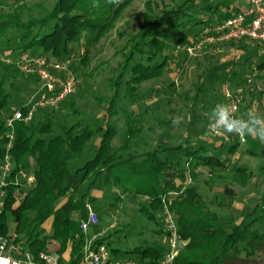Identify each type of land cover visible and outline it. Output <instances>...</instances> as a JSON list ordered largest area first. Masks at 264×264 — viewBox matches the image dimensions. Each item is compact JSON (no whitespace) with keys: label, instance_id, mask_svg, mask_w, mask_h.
Here are the masks:
<instances>
[{"label":"trees","instance_id":"trees-1","mask_svg":"<svg viewBox=\"0 0 264 264\" xmlns=\"http://www.w3.org/2000/svg\"><path fill=\"white\" fill-rule=\"evenodd\" d=\"M25 1L16 0L8 7L5 0H0V57L4 55L12 59L17 51L16 57L27 53L47 60L65 61L75 50L73 43L81 39L78 62L72 60L69 69L84 78L91 49L114 28L123 11L134 0H121L118 5L109 4L107 0H52L49 8L43 4L33 8ZM152 5L150 1L145 3L144 25L140 33L128 36L120 51L123 60L114 70L117 74L106 83L111 94L96 97L102 105V123L99 126L92 129L82 126L80 121L66 123L71 115H79L75 98L82 96V86H78L76 92L58 107L38 111L42 116L48 110L53 112L66 107L68 113L62 120L58 119L59 116L54 119L44 117L35 123L34 115L30 123L14 124L13 167L30 171L35 184L22 202L11 207L9 201L0 211V235L14 232L25 248L35 255L43 251L52 252L48 246L56 245L53 253L59 256V264H80L85 239L80 223L87 217L86 203L95 201L86 194H77V187H73L81 172V182L90 179L89 190L98 182L118 192L119 196L111 201V207H116L119 200L127 197L137 201V213L156 224L151 230L155 236L163 234L160 221L156 223L155 219L161 209V199L169 192H177L170 204L178 235L183 240L176 264H251L255 258L264 256V208L260 207L261 203H257L245 219L228 231L217 209L212 208L211 202L200 192L196 179L198 170L207 168L208 178L203 181L206 188L212 190L218 183L244 187L254 172L237 164L231 165L230 156L238 150L241 156L264 158L259 140L247 137L244 144L237 140L226 142L229 147L221 157L212 155L215 149L192 147L189 137L179 145L160 141L139 152L136 139L144 132L153 133L154 129L144 126L146 111H128L139 101L140 87L161 78L172 65L171 57L165 53L167 43L172 42V35H182L187 26L200 23H205L206 28L213 27L241 11L231 9L223 12L215 22L209 19L202 22L198 16L204 10L220 8L216 0H182L159 14L154 13ZM48 26L49 31L46 30ZM181 40L186 48L191 45ZM223 43L235 45L240 50L251 43L254 51L264 55V44L258 41L240 39ZM253 58L257 55L239 58L230 75H235L236 70ZM254 63L253 68L250 67V71L233 86L236 90L232 91L237 92L241 83L261 79L264 60L257 59ZM76 64L78 68L74 66ZM23 77L39 83L37 78L21 74L14 64H6L0 59V157L7 132L3 119L13 110L9 107L14 95L20 93L18 78ZM83 85L88 86L87 82ZM168 86L172 88L173 83ZM121 102L125 107L119 105ZM166 102L169 103V99ZM250 104L254 105V100ZM119 115L124 117L125 138L121 144L114 145L118 127L112 121L117 123ZM156 122L164 126L169 120L162 118ZM95 136L98 137L94 157L81 168L72 170L71 163L83 156L86 143ZM218 142V147H222L221 141ZM258 172V175H264V165ZM48 222L49 233L43 229ZM111 250L119 257L118 250ZM131 253L143 264H154L164 255L158 240L147 241Z\"/></svg>","mask_w":264,"mask_h":264},{"label":"rangeland","instance_id":"rangeland-1","mask_svg":"<svg viewBox=\"0 0 264 264\" xmlns=\"http://www.w3.org/2000/svg\"><path fill=\"white\" fill-rule=\"evenodd\" d=\"M5 1L8 7H10L16 0ZM147 1L153 4L154 13L159 14L162 13L166 7L177 4L182 0H134L130 3L123 11L121 17L116 21L114 28L91 49L88 65L84 69L86 73L85 77L82 78L78 73H73L79 81L78 86H82V96L75 98L76 106L79 107V115H71L69 121L66 123L73 124L76 121H80L82 126H88L92 129L102 123V105H100L96 97L99 95L111 94V92L107 91L106 83L117 74L114 70L123 60V55L120 51L125 43H127L128 36L140 33V29L144 25L143 13L145 12V3ZM52 2V0H26L24 3L30 7L43 4L45 7L49 8ZM8 7L4 8L7 10ZM215 13H212V15ZM201 26L202 24L193 27L196 32H200ZM49 27L50 26L46 29L47 31H49ZM193 27H186L182 35H172V42L167 43V50L165 53L167 56L171 57L170 61H172V63L180 66L178 67V71L172 72L167 69L161 78L144 83L140 87L139 101L135 106L128 108V111L133 110L135 113H142V109L144 108L147 112L146 115L143 116L144 126L145 128L151 126L154 129L153 133L144 132L136 139L135 144L139 152L152 148L161 140H168L172 145H179L188 137L190 140H195L200 136V138H203L207 142H215L217 139L208 131L207 113L217 103L223 102L226 104L225 91L234 92L232 90L236 89L231 88L232 85L237 84L243 78V75L250 71L249 68L255 64L253 59H251L249 63L236 70V75L229 80L226 73L222 72V70L212 72L210 77L206 76V74L209 75L211 73L210 71L216 67L214 64L218 62L216 57L217 54L207 59L204 58V50L199 51L196 54V58H187L182 55L183 41L181 39L185 41L187 36H191L193 32L189 33L188 31H191ZM81 41V39H77V41L73 43L72 46L75 50L71 51L69 65H71L72 60L74 63L75 61L76 63L78 62V56L81 53V50L78 51V48L79 42L81 43ZM247 45L252 46L251 43H247ZM218 48L219 45H215L211 51L214 49L217 51ZM222 54L225 53L220 52L218 55L220 56ZM16 55L17 51L14 52L12 59H15ZM259 59H264V57L260 56ZM74 66L77 67V64ZM261 75L262 77L259 80H250L248 83H241L237 86V91L242 98V104L236 113L237 116L241 110L243 111L244 109L248 110L251 108L252 104H250V102L252 100L256 102L260 101V95L264 93V72L261 73ZM18 81L20 93L14 95L9 107L10 110L11 108L17 109L24 105L28 98L33 96L39 88V83L36 84L32 79L23 77L18 78ZM85 82L88 84L87 87L83 85ZM171 83H173L172 88L168 86ZM197 89L201 91L197 101L194 103ZM167 99H169V103L166 102ZM119 105L122 108L125 107L124 102H121V104L119 103ZM257 111L261 115H264V106L259 105ZM67 113L66 107L63 106L53 112L48 110L46 115L42 114V116L41 112H37L34 122H40L44 117L54 119L56 116H59L58 119L62 120ZM191 115L193 119H195L194 116H198L200 122V127L197 126L196 128V130H200L198 134H196V130H194L195 133L190 131L192 129H190V124H194L189 121V116ZM156 118H160L161 120L162 118L168 119L169 124L166 126L157 125ZM172 118H182V122L179 125H173ZM112 122L118 127V134L114 138L113 143L114 145H119L125 138L123 115H119L116 121L117 123L114 121ZM97 137L98 136H95L94 139L86 143L83 156L71 163L70 168L72 170L81 168L86 161L94 157ZM218 139L221 141L222 147L213 150L211 153L213 156L221 157L227 153L229 144H227L223 138ZM261 147L264 150V143L262 142ZM246 157L247 158L240 156L238 150L234 155L230 156L231 165L237 164L254 172V175L244 187L235 184L228 185L218 183L210 190L206 188L203 183V181L208 178V169L200 168L198 170L196 184L204 197L211 202L210 206L217 209L220 220L224 228L228 231L245 219L246 215H249L253 211L257 203H261L260 207L264 208V203L262 202L264 195V175H258L259 168L264 165V158ZM81 179L82 173L80 172L74 180L73 187H77V194H86L89 198H94L95 201L92 203V206L96 209V214L100 222L99 228H90V230L94 229L97 232L101 228L107 229L108 225L113 221V217H115V228L106 230L103 242L109 249L118 250L119 258H134L131 252L138 247L144 246L145 242L152 240H158L160 249L165 253L166 246L163 243V234L155 236L152 233L151 230L156 224L146 220L137 213V201L127 197L119 200L116 207H111V201L119 196L117 191L111 188H105L98 182L92 185L89 190L90 179H86L83 182H81ZM160 218L161 210L156 213V223H159ZM43 229L49 233L50 222L46 223ZM90 230L89 234H91ZM8 233L12 232L9 231ZM48 249L54 252L56 250V245H49ZM240 264L246 263L241 262ZM251 264H264V256L259 259L255 258L254 262Z\"/></svg>","mask_w":264,"mask_h":264},{"label":"built area","instance_id":"built-area-1","mask_svg":"<svg viewBox=\"0 0 264 264\" xmlns=\"http://www.w3.org/2000/svg\"><path fill=\"white\" fill-rule=\"evenodd\" d=\"M247 7L231 18L210 28H204L201 40L211 42H227L231 40L249 39L264 44V0H246ZM201 40H197L186 48V52L193 55L200 49ZM1 61L14 64L17 70L25 76H33L39 82L37 92L28 98L21 108L13 109L3 119L7 132L2 145L0 157V211L11 201V207L22 202L27 192L35 184V177L30 171L16 170L13 167L11 152L14 146V124L16 122L30 123L34 115L41 109L56 108L65 99L74 94L79 84L78 79L69 69L70 59L65 62L47 60L41 56L27 53L19 54L15 59L1 56ZM226 104L235 109V115L241 104L239 92L225 91ZM209 130V129H208ZM213 137L223 138L225 142L238 141L236 136L216 134L209 130ZM177 192H169L161 199L160 224L163 231V243L166 246L164 255L154 264H176V258L183 247V240L177 232V224L170 211L171 198ZM87 217L80 223L81 233L84 235V245L81 252L80 264H143L139 260L121 259L114 255L103 242L106 230L115 228V217L107 229L89 234L90 228H99L100 222L90 203L85 205ZM0 258L3 264H59V256L53 252H39L33 254L28 251L22 240L12 232L0 235Z\"/></svg>","mask_w":264,"mask_h":264},{"label":"crops","instance_id":"crops-1","mask_svg":"<svg viewBox=\"0 0 264 264\" xmlns=\"http://www.w3.org/2000/svg\"><path fill=\"white\" fill-rule=\"evenodd\" d=\"M207 4V3H206ZM204 4V5H206ZM216 4L219 5L220 8H214L213 11H203L199 16H198V19L200 21H207L208 19L209 20H213L214 22L216 21V19L220 18L221 15L223 14V12L225 11H228V10H231L233 9L234 11H237V10H240V11H243L246 7H247V1L246 0H216ZM216 12V13H215ZM212 13H215L214 15H212ZM202 24L201 26V29H204L206 27L205 26V23H200ZM214 24V23H213ZM199 25V24H198ZM188 27V26H187ZM201 31V30H200ZM189 33L190 32H193V34L191 36H187L186 37V40L184 41L187 44L189 43H195L197 40H201V37L199 35H197V33L199 32H196V30H194V27L193 29L190 31H188ZM197 35V36H196ZM215 45H219V48L217 49V51L214 49L211 51V49L213 48V46ZM245 49H238L237 46L235 45H231V44H228V43H223V42H211V41H207V40H201V46H200V49L198 51H196L193 55H190L186 52V47L184 46V43L182 44V50H183V53L182 55H184V57H187V58H196V54L199 52V51H202L204 50V58H209L210 56H215L217 54V63L214 64V69L212 71H210L211 73L208 75L206 74V76L210 77V75L212 74V72H216V71H220L222 70V72H225L226 73V76L229 79H231L233 76L236 75H230V71L232 69V66L233 65H236L238 63V61L240 60L239 58H242L244 57L245 55H248V54H251V56H254L255 54L257 55V58H253V61L257 60L260 58V56H263L264 55L260 52L258 53L257 51H254L253 49V46H249L247 44H245ZM181 46V45H180ZM223 47V48H222ZM225 47V48H224ZM218 52V53H217ZM225 53V54H222V55H218L219 53ZM259 56V57H258ZM264 60V59H263ZM254 66V65H253ZM252 66V68H253ZM178 67H180L179 65H176L175 63H172V65H170L167 69L171 70L172 72H177L178 71ZM175 74V73H174ZM173 74V75H174ZM205 74V73H203ZM206 79V77H205ZM235 84L232 85L231 88H233ZM201 91V90H200ZM200 91L197 89V94L196 96L194 97V103L197 101L198 97H199V93ZM172 94V93H171ZM224 94V93H223ZM260 95V94H258ZM260 101L259 102H256L254 101V105L252 104L251 105V108H255V109H258L259 108V105L261 106H264V93L260 95ZM135 106V105H134ZM142 106V105H141ZM195 106V105H194ZM193 106V107H194ZM133 107V106H132ZM137 107V106H136ZM192 107V105H191ZM190 107V108H191ZM131 108V107H130ZM135 108V107H134ZM138 108V107H137ZM142 109V108H141ZM133 111V110H131ZM144 108L142 109V112H144ZM247 111V110H246ZM137 113V112H136ZM242 115V110L240 111V113L238 114V116ZM192 118V115L189 116V121L191 123H194V124H190V131H193L196 130L197 126L200 125V122L198 120V116H194L195 119H191ZM160 119V118H158ZM156 118V121L158 120ZM157 123V122H156ZM208 123L209 121L207 122V127H208ZM169 124V123H168ZM166 126V125H165ZM200 127V126H199ZM198 127V128H199ZM198 132L200 133V130L197 129L196 130V134H198ZM195 133V132H194ZM195 134V135H196ZM189 135V134H187ZM186 135V136H187ZM197 136V135H196ZM159 137V136H158ZM254 138V137H253ZM219 140V139H218ZM163 141V140H161ZM163 142H167V143H171L170 141H163ZM184 142V141H183ZM182 142V143H183ZM260 142V141H259ZM97 143V141H96ZM219 143L217 140L213 143H210L209 141H205L203 138H200V136H198L195 140H191V146L196 148V147H200V146H205L207 147L208 149L210 150H213V149H218L219 147ZM181 144V143H180ZM261 144V142H260ZM241 156V155H240ZM242 157H246V155H243ZM238 164H241V163H238ZM252 171V170H251ZM227 186V185H226ZM237 203V202H236ZM92 205V204H91ZM93 207V206H92ZM94 208V207H93ZM91 234L92 233H95L96 231L94 229H91L90 230Z\"/></svg>","mask_w":264,"mask_h":264},{"label":"clouds","instance_id":"clouds-1","mask_svg":"<svg viewBox=\"0 0 264 264\" xmlns=\"http://www.w3.org/2000/svg\"><path fill=\"white\" fill-rule=\"evenodd\" d=\"M109 4L118 5L121 0H107ZM208 129L216 134L236 135L241 141L254 137L264 143V115L257 109L249 108L244 114L235 115V109L223 102L217 103L208 113ZM182 118H172L173 125H179ZM0 264H3L0 258Z\"/></svg>","mask_w":264,"mask_h":264}]
</instances>
